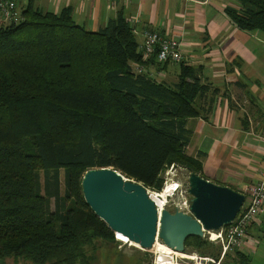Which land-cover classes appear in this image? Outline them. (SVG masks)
<instances>
[{
  "label": "trees",
  "instance_id": "16d2710c",
  "mask_svg": "<svg viewBox=\"0 0 264 264\" xmlns=\"http://www.w3.org/2000/svg\"><path fill=\"white\" fill-rule=\"evenodd\" d=\"M235 1L230 20L264 32V0ZM21 17L0 28V259L81 264L96 241L117 242L86 204L85 174L113 168L158 193L173 166L203 177L187 122L211 87L183 61L176 84L152 78L157 52L145 56L122 15L97 32L70 9L30 2ZM204 245L190 237L186 250Z\"/></svg>",
  "mask_w": 264,
  "mask_h": 264
},
{
  "label": "crops",
  "instance_id": "0c3cea01",
  "mask_svg": "<svg viewBox=\"0 0 264 264\" xmlns=\"http://www.w3.org/2000/svg\"><path fill=\"white\" fill-rule=\"evenodd\" d=\"M16 1L20 11L30 2L45 13L70 9L75 22L91 32L122 15L140 44L147 31L179 39L182 63L200 69L203 83L211 87L197 100L200 116L187 122L188 155L201 160L203 178L212 183L243 194L258 183L264 172V32L243 31L230 20L226 10L239 7L235 0ZM3 23L0 15V28ZM148 63L144 69L152 78L178 82L183 64ZM250 230L251 240L235 252V264H252L258 240L264 239V219Z\"/></svg>",
  "mask_w": 264,
  "mask_h": 264
},
{
  "label": "water",
  "instance_id": "95a60500",
  "mask_svg": "<svg viewBox=\"0 0 264 264\" xmlns=\"http://www.w3.org/2000/svg\"><path fill=\"white\" fill-rule=\"evenodd\" d=\"M191 214L165 209L159 214L143 184L127 179L113 168L92 169L82 182L86 204L106 223L115 237L123 236L149 251L158 240L172 251L184 254L190 237H205L235 221L246 196L190 174Z\"/></svg>",
  "mask_w": 264,
  "mask_h": 264
},
{
  "label": "built area",
  "instance_id": "2783aa9c",
  "mask_svg": "<svg viewBox=\"0 0 264 264\" xmlns=\"http://www.w3.org/2000/svg\"><path fill=\"white\" fill-rule=\"evenodd\" d=\"M0 15L4 23L16 24L22 20L21 11L16 0H0ZM140 50L145 56H151L157 52V61L161 64L181 63L184 59L182 55V45L179 39L165 37L157 31L144 33L143 42L140 44ZM141 71L142 70H140V72ZM261 136L264 141V134ZM169 170L175 173L177 168L173 166ZM166 183L167 178L164 186ZM180 186H182L181 183ZM189 188L187 189V198L184 197V201H180L176 197L179 192L174 196L176 198L172 197L169 199L168 206L170 205L173 207L171 211H182L186 214H191L192 197L189 194ZM149 192L151 191H148V193ZM244 195L246 196V202L233 223L224 227L219 232H205V237H208L211 242L219 243L222 246V257H225L229 253L244 250L247 243L251 240V227L259 222L260 219H264V172L258 183ZM168 206L165 209H168ZM199 264L222 263L221 261L217 263L209 258H199Z\"/></svg>",
  "mask_w": 264,
  "mask_h": 264
},
{
  "label": "rangeland",
  "instance_id": "374dc122",
  "mask_svg": "<svg viewBox=\"0 0 264 264\" xmlns=\"http://www.w3.org/2000/svg\"><path fill=\"white\" fill-rule=\"evenodd\" d=\"M18 5V4H17ZM20 8V6L18 5ZM170 171V170H168ZM167 173V172H166ZM165 173V180L168 177ZM174 173V172H173ZM174 183H181V189L176 196L180 201H184V197L187 198V189L189 188V177L190 172L183 168H177L175 172ZM172 176H170L171 178ZM63 186H64V178ZM151 191V190H148ZM154 193V191H151ZM174 197V198H176ZM173 198V199H174ZM173 207L168 206V210H172ZM116 238L115 244L107 243L104 241H96L93 246H91L86 255L82 258L81 264H156L158 263V257L160 250L155 248L145 251L141 249L138 245L133 244L130 241L122 240L121 238ZM203 241L205 245L199 252H195L192 247H188L186 252L182 255L187 256L182 257L180 255L173 254L175 264H199V258H209L213 259L215 262H219L223 256V248L219 243L211 242L208 237H204ZM259 248L258 252L253 256L252 264H264V239L263 241L258 240ZM125 242V243H124ZM162 244L161 240L157 241ZM227 258L222 262V264H235L233 263V257H238L237 253H229ZM0 264H32L27 262L25 259L19 258L18 260L0 259Z\"/></svg>",
  "mask_w": 264,
  "mask_h": 264
},
{
  "label": "bare ground",
  "instance_id": "6f19581e",
  "mask_svg": "<svg viewBox=\"0 0 264 264\" xmlns=\"http://www.w3.org/2000/svg\"><path fill=\"white\" fill-rule=\"evenodd\" d=\"M175 174L176 173H173L172 171L166 173V176H168L167 183L164 186V189L160 193L149 192V195L151 196V198L153 199V201L157 206L159 214H161L162 211L165 210V208L168 206L169 199L176 196V194L179 192L181 188L180 183H174V177L176 176ZM170 176L172 177L170 178ZM117 238L119 239L121 238L122 240L129 241L128 238L123 236H118ZM154 248L156 250H160L158 263L156 262V264H175L174 259L172 257L173 254L180 255L185 258L187 257L180 253H176L172 251L171 249L167 248L165 245H162L158 242L155 244Z\"/></svg>",
  "mask_w": 264,
  "mask_h": 264
}]
</instances>
